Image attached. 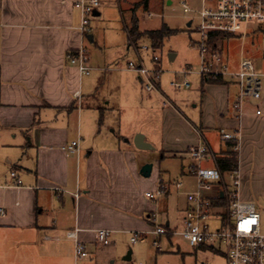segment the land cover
<instances>
[{"label": "crops", "instance_id": "crops-1", "mask_svg": "<svg viewBox=\"0 0 264 264\" xmlns=\"http://www.w3.org/2000/svg\"><path fill=\"white\" fill-rule=\"evenodd\" d=\"M76 1L0 0V264H65L67 257L76 264L73 242L64 237L73 229L86 245L87 256L92 255L89 262L107 264L122 238L151 232V215L160 211L161 201L145 194L156 189L160 171L144 154L147 150L134 146L138 133L162 157L191 160V146L203 140L211 156L218 155L225 149L219 130L237 132L238 195L245 201L251 198L247 192L251 154L245 151L241 127L249 120L264 122V92L256 106L247 100L238 116L232 106L229 109L230 83L204 85L201 79L199 114L189 117L162 91L161 98L137 97L131 85L120 95L118 109L126 107L136 117L119 126L117 136L96 130V112L99 122L103 117V109L94 101L98 77L80 74L67 57L87 39L79 34ZM158 102L159 125L136 122L137 114L158 110ZM153 136H159V143ZM76 140V152L61 150ZM210 158L201 165L212 167ZM147 163L152 164L151 174L143 177L140 168ZM12 171L19 185L14 184ZM195 186L193 177L179 208L181 225L189 205L187 194ZM169 225L167 220L165 227L172 229ZM97 229L110 230L109 245L96 243ZM92 247L94 251L89 250Z\"/></svg>", "mask_w": 264, "mask_h": 264}, {"label": "rangeland", "instance_id": "rangeland-1", "mask_svg": "<svg viewBox=\"0 0 264 264\" xmlns=\"http://www.w3.org/2000/svg\"><path fill=\"white\" fill-rule=\"evenodd\" d=\"M98 1L99 15L89 17V34L92 35L93 42H88L87 39L84 41L89 55V65L92 68L89 75L98 77L94 97L95 105L103 109L101 122L98 121L99 115L98 111L96 112V130L117 136L120 131L119 126L122 127L130 123L132 117H136V114L132 115L133 113L126 107L120 106V110L118 109L122 99H120V95H123V91L127 92L134 87L137 90V97L145 98L146 95L160 97L156 91L147 92L145 90L143 82H139L137 79L139 74L128 69L129 62L136 66L143 65L150 71L159 69L160 75L157 83L160 85V91L189 117H197L200 108L201 76L199 49L196 45V42L199 41V34L196 31V26L198 23L197 12L201 9L202 0H149L146 9L139 7L136 10L141 31L156 30L163 24L176 30L174 34L164 38L162 45L155 50L151 48L150 40L146 36L134 44H130L128 41L126 29L130 26L131 11L134 5L141 0ZM211 1L214 0H206L207 5ZM183 3L192 11L184 12ZM189 22H191L190 25H188ZM256 27H258L256 22H250L246 35L243 36L242 32H238L218 41L221 54L231 69H237L240 59L243 58L251 61L257 73L264 74L262 33L256 31ZM154 57L157 58V61L153 60ZM185 68L191 69V72L186 75L190 87L181 89L171 87L169 84L171 81L183 79L181 72ZM208 84L219 85L212 83L204 85ZM228 85L229 109H231L237 88L234 84ZM263 92L264 75L261 76V97ZM247 100L256 106L260 98ZM155 105L159 111L154 110L149 115L139 116L137 114L138 121L136 120V122L141 121L155 127L157 123L159 125L161 104L158 102ZM242 129L243 136L247 140L245 151L251 154L247 189L251 198L246 201L255 205L260 215V231L264 234V122L249 120L241 127ZM215 137L217 144L220 143L218 136ZM149 138L151 139L150 136ZM153 138L157 141L159 136L157 138L153 136ZM150 145L153 149L145 151L144 154H147L149 161L154 160L155 167L160 171L159 179L169 186L167 199H163L165 196L158 199L161 203L160 211L157 213V224L165 227L169 220V228L173 229L177 225L174 228L176 233L167 232L156 235L151 231L146 233L142 240H137L135 243L130 242L131 236L124 237L116 255L108 259L107 264H227L223 248L215 250L192 246L180 235L182 225L179 220V208L185 200V188L193 183V176L185 175L182 172L184 170L187 173L189 171L187 163L193 161L169 155L162 157L159 149ZM207 160L211 162V158ZM158 181L155 188L158 186ZM176 181L183 183V187L179 190L173 185ZM226 182L230 185L231 178L227 177ZM209 224L211 228H214L216 223L209 222ZM89 250L94 251L93 247ZM129 250L131 258L129 261H124L123 257ZM89 255L78 259L76 264H94L89 262L90 258L93 259L92 255ZM63 263L73 264L74 261L72 257L70 259L67 257L63 259Z\"/></svg>", "mask_w": 264, "mask_h": 264}, {"label": "built area", "instance_id": "built-area-1", "mask_svg": "<svg viewBox=\"0 0 264 264\" xmlns=\"http://www.w3.org/2000/svg\"><path fill=\"white\" fill-rule=\"evenodd\" d=\"M184 12L192 11L184 3ZM75 6L79 9L80 24L79 34L86 39L90 32L89 17L93 15L99 6L98 0H77ZM198 23L196 31L199 41L196 45L199 49L200 76L205 80H223L235 85L237 93L232 103V109L239 116L243 105L249 98L259 99L261 96V76L254 70L250 60L241 58L237 69H231L225 62L218 46V41L211 42L214 33L235 34L242 32L246 35L248 23L256 22V31H261V41L264 46V0H214L213 4L207 5L202 0L201 9L197 12ZM264 52V47H263ZM68 61L76 66L78 72L87 75L91 71L89 55L84 44L68 53ZM157 61V58H153ZM128 69L136 71L143 82L147 92L156 91L161 94L157 80L160 70L150 71L143 65L136 66L132 62L127 65ZM191 72L190 68L182 70L183 79L173 80L169 84L175 89L189 88L190 82L186 75ZM260 115L261 110L257 109ZM222 141L237 139V132L219 130ZM66 153H74L78 150V140L71 141L60 147ZM209 147L202 141L188 149V156L193 161L189 167V173L195 178L196 186L193 192L187 194L189 205L184 211L182 218V230L180 235L192 246H205L215 250L223 248V255L227 264H264V234L259 227L260 215L255 205L250 201L241 200L238 195L240 176L237 171L223 175L218 167H203L201 163L211 156ZM15 185H19L16 173L11 172ZM231 178L230 185L226 178ZM176 189L182 186L180 181L174 184ZM169 186L162 180L154 191L146 192V197L158 200L168 192ZM222 193V196H220ZM77 197V193L73 194ZM223 198L222 203L216 201ZM0 213L2 210L0 209ZM153 220L152 232L161 235L169 232L176 233L175 229H167L157 224V214L151 215ZM209 222L216 223L211 228ZM65 239L73 242L75 259L87 256L86 245L78 238V230H68ZM145 234L134 233L130 241L135 243L142 240ZM49 239V236H44ZM58 239V238H56ZM96 243L99 246H107L111 242V232L108 229H97L95 232Z\"/></svg>", "mask_w": 264, "mask_h": 264}, {"label": "trees", "instance_id": "trees-1", "mask_svg": "<svg viewBox=\"0 0 264 264\" xmlns=\"http://www.w3.org/2000/svg\"><path fill=\"white\" fill-rule=\"evenodd\" d=\"M149 0H141V2L136 3L134 8L132 9L131 18H130V26L126 29L127 37L130 44H134L137 40L141 39L142 37L146 36L150 40L151 48L153 50L159 48L162 45V41L164 38L172 35L176 32V30L168 28L165 24L161 26V28L156 30H144L141 31L139 29V20L136 15V10L139 7L146 9L148 7ZM136 8V9H135ZM230 34L227 33H214L211 35L210 41L216 42L219 41L221 38L226 37ZM203 83H212V84H226L223 80H205L201 76ZM101 118V113H100ZM225 144V149L218 155L214 154L213 159L215 165L218 167L220 172L227 176L229 173L238 170V140L237 139H230L223 142ZM216 202H223V198L219 197V200ZM202 249H208L209 247L200 246Z\"/></svg>", "mask_w": 264, "mask_h": 264}, {"label": "water", "instance_id": "water-1", "mask_svg": "<svg viewBox=\"0 0 264 264\" xmlns=\"http://www.w3.org/2000/svg\"><path fill=\"white\" fill-rule=\"evenodd\" d=\"M93 15H99V12L98 11H95L93 13ZM188 25H189V23H188ZM87 40H88V42H93V37H92L91 34H88L87 35ZM133 143H134V146L137 149H140V150H150V149H153V147L149 143L145 142L144 135L141 134V133H138V134H136L134 136ZM151 170H152V164L151 163L144 164L140 168V174L143 177H149L150 174H151ZM220 196H222V193H220ZM130 254H131V252L129 250L128 253L126 254V256L123 257V260L124 261H129L130 258H131Z\"/></svg>", "mask_w": 264, "mask_h": 264}]
</instances>
